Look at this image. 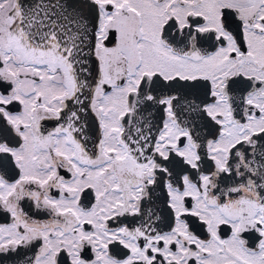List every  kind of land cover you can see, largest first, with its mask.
Segmentation results:
<instances>
[{
  "label": "snow or ice",
  "instance_id": "snow-or-ice-1",
  "mask_svg": "<svg viewBox=\"0 0 264 264\" xmlns=\"http://www.w3.org/2000/svg\"><path fill=\"white\" fill-rule=\"evenodd\" d=\"M0 219L19 264H264V0H0Z\"/></svg>",
  "mask_w": 264,
  "mask_h": 264
},
{
  "label": "flooded vegetation",
  "instance_id": "flooded-vegetation-1",
  "mask_svg": "<svg viewBox=\"0 0 264 264\" xmlns=\"http://www.w3.org/2000/svg\"><path fill=\"white\" fill-rule=\"evenodd\" d=\"M229 20L232 21L233 27H235V24L238 23V21H235L232 17H229ZM203 46L205 49L209 51L212 50V48L210 47V42L207 39L204 41ZM200 92L202 94L203 90H200ZM162 117H163V113L162 111L158 109H154L151 113L152 123L156 125L157 127L162 128ZM43 124L45 127L50 129L52 125L55 124V121H45L43 122ZM89 124H90L89 130H88L89 135L92 137V141L94 142L98 135L97 125L91 117L89 118ZM157 127H153L151 129V134L153 137L157 136ZM214 136H215V129H213V135L209 136V139H212ZM209 163L211 162L209 161ZM185 167L187 166L177 164L174 166L173 170L175 174L179 175L182 172L183 168ZM13 175L15 176V172L13 173ZM15 178H18V176H15ZM66 178H70V176H66ZM165 198L166 197H165L164 190L162 188H157L153 194L152 204L159 210L161 220L158 223H159L160 228L164 231H169L170 227L173 225V220L171 218L169 209L165 206V203H164ZM81 203L86 207H90L94 203V194H92L90 191H86L85 193H83L81 197ZM31 215L33 219H38L41 222L51 219V217L48 214L37 213L35 212V210H33ZM119 219L125 221L130 227L133 226V223H135V225L138 226L139 223L141 222L139 217H123ZM189 219L191 222V229L195 233L200 235L201 237H204L206 233L203 231L202 225L196 222L195 218H189ZM2 222L3 220L0 219V223ZM113 226H116V225H113ZM113 249H114V252L116 253H119L122 251L119 245H114ZM20 259L21 257H19L16 254H9L8 256L0 255V264H19Z\"/></svg>",
  "mask_w": 264,
  "mask_h": 264
}]
</instances>
